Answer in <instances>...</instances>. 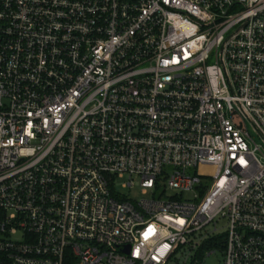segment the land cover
<instances>
[{
	"label": "built area",
	"instance_id": "obj_1",
	"mask_svg": "<svg viewBox=\"0 0 264 264\" xmlns=\"http://www.w3.org/2000/svg\"><path fill=\"white\" fill-rule=\"evenodd\" d=\"M248 125L264 0H0V264H264Z\"/></svg>",
	"mask_w": 264,
	"mask_h": 264
},
{
	"label": "rangeland",
	"instance_id": "obj_2",
	"mask_svg": "<svg viewBox=\"0 0 264 264\" xmlns=\"http://www.w3.org/2000/svg\"><path fill=\"white\" fill-rule=\"evenodd\" d=\"M248 127H249V132H250V135H251L252 139L256 143L263 144L264 142L261 139V137L259 136V134L256 133L252 129V127H250L249 125H248ZM126 179L127 178L125 177L124 179H121V180L117 181V183H118L117 190H116L117 192H119L120 194L122 193L124 196H127L128 198H130L133 201H137V200H139L141 198H150L151 197L150 192L142 191V189L139 186L133 187L131 189L122 188L121 187V183L124 180H126ZM136 179H137V177H134V180H136ZM158 193L159 192L157 191L156 194H158ZM170 193H173V192H170ZM184 196L190 198V197H192V193L191 192H185ZM211 231H213V227L209 226L206 230H202L198 234V238L203 237L202 240H201V242H202L201 251H202V255L203 256H201L199 258V261L201 260L202 264H220L221 263L222 253L219 251V249H217L215 251V253L212 254V255H209L208 251H206V250H207L208 244L210 242V238H213V241L211 243H214V242L215 243H219V242H221V238H222L221 234H223V232H224V227L222 226V224H219L217 232H215V234H214V237L208 235V232H211ZM185 257L186 256L184 254H182V252L180 251V252L176 253L175 254V258L170 259L167 264H183ZM189 262H191L190 259H188V263Z\"/></svg>",
	"mask_w": 264,
	"mask_h": 264
}]
</instances>
